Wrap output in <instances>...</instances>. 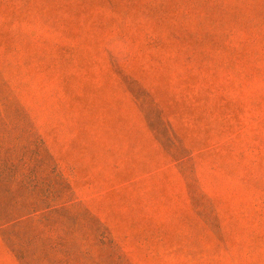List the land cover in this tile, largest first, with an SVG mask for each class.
<instances>
[{"label": "rangeland", "instance_id": "rangeland-1", "mask_svg": "<svg viewBox=\"0 0 264 264\" xmlns=\"http://www.w3.org/2000/svg\"><path fill=\"white\" fill-rule=\"evenodd\" d=\"M0 264H264V0H0Z\"/></svg>", "mask_w": 264, "mask_h": 264}]
</instances>
